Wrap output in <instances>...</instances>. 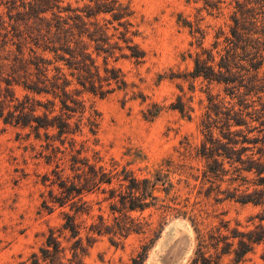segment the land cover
<instances>
[{
  "label": "trees",
  "instance_id": "16d2710c",
  "mask_svg": "<svg viewBox=\"0 0 264 264\" xmlns=\"http://www.w3.org/2000/svg\"><path fill=\"white\" fill-rule=\"evenodd\" d=\"M71 1L18 0V5L17 0L0 1L7 20L13 22L8 24L0 13V120L27 131V138L44 142L49 151L46 163H54L51 175L45 176L51 188L49 201L60 208L69 204L73 212H62V225L48 231L29 264H84L85 247L96 238L107 236L111 245H118L130 234L144 233V224L130 214L142 213L157 201L155 182L136 179L127 169L118 170L114 162L106 168L99 152L90 149V143H97L100 115L85 95L103 99L125 91L127 83L115 63L133 59L139 64L144 59L134 41L133 13L118 0H76L75 7ZM83 1L87 4L79 7ZM234 2L222 46L214 41L210 49L201 47L187 75L222 84L237 99L236 105L222 107L224 112L211 104L201 121L203 140L196 153L206 162L205 178L225 176L224 164L235 175L232 180L241 173L254 175L252 192L246 188L237 194L233 188L224 191V199L262 207V213L256 215L259 224L253 231L241 232L222 221L214 231L199 234L189 264H221L228 255L238 264L254 245H264V0ZM21 25L31 30L28 36L19 31ZM28 43L32 47L25 48ZM217 107L220 111L213 109ZM175 108L183 112L181 104ZM246 152L250 157L244 159ZM240 180L248 182L245 177ZM167 187L172 188L170 183ZM167 187L162 188L165 194ZM93 193L109 202L111 224L102 216L86 227L77 223L78 217L90 213L81 197ZM43 204L48 212L53 210ZM145 255L143 247L131 264H143Z\"/></svg>",
  "mask_w": 264,
  "mask_h": 264
},
{
  "label": "rangeland",
  "instance_id": "374dc122",
  "mask_svg": "<svg viewBox=\"0 0 264 264\" xmlns=\"http://www.w3.org/2000/svg\"><path fill=\"white\" fill-rule=\"evenodd\" d=\"M74 1L71 3L75 7ZM118 1L133 13V31L137 32L134 41L144 59L139 64L133 59L115 63L127 83L125 91L103 99L85 95L87 103L100 115L97 143H90V149L99 152L106 168L114 162L118 170L125 168L136 179L155 182L153 196L157 201L142 213L130 214L144 224V233L130 234L118 245H111L107 236L96 238L89 248L85 247L84 264H131L143 247V264H189L199 234L214 231L222 221H228L229 228L237 227L247 233L259 224L255 217L262 213V207L224 199V191L233 188L238 190L237 194L246 188L252 192L255 187L250 182L254 175L241 173L239 179L232 180L235 175L224 164L228 170L225 176L205 178L206 162L196 153L203 140L201 121L211 104L219 105L224 112L222 107L236 105L237 99L228 95L222 84L193 80L187 75L201 47L210 49L214 41L222 46L224 35L229 33L235 2ZM84 4L87 2H79L78 6ZM6 12L2 4L0 13L8 24H13L7 20ZM18 29L24 36L31 32L23 25ZM29 47L32 44L25 45ZM180 104L182 113L175 108ZM26 133L0 120V264H29L30 256L44 245L48 231H56L62 225V212L73 213L69 204L60 208L49 201L51 188L45 176L51 175L54 163H46L44 157L49 151L44 142L27 138ZM247 157L250 152L244 153L243 158ZM65 161H61L63 165ZM242 177L248 182H242ZM163 185L169 189L168 194L162 191ZM52 190L56 193L57 187ZM104 198L99 193L84 194L80 203L87 202L90 213L78 217L77 223L86 227L102 216L111 224L113 216ZM44 201L53 207L51 212ZM220 231L225 234L223 229ZM60 240L69 248L70 244ZM233 257L224 256L221 264H233ZM263 257L264 245H254L238 264H264Z\"/></svg>",
  "mask_w": 264,
  "mask_h": 264
}]
</instances>
